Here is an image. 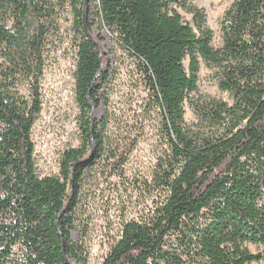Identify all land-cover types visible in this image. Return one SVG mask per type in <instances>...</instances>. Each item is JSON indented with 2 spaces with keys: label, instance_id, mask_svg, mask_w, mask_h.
<instances>
[{
  "label": "trees",
  "instance_id": "obj_1",
  "mask_svg": "<svg viewBox=\"0 0 264 264\" xmlns=\"http://www.w3.org/2000/svg\"><path fill=\"white\" fill-rule=\"evenodd\" d=\"M95 28L132 65L122 118L92 116L114 72ZM67 43L81 144L64 151L59 174L44 176L33 130L49 61ZM203 66L229 100L200 93ZM112 123L120 135L109 136ZM148 123L157 162L132 189L150 205L123 222L103 264L264 261L247 246H264V0H236L219 45L191 0H0V264H88L72 234L92 221L76 213L82 182L98 164L106 178H123Z\"/></svg>",
  "mask_w": 264,
  "mask_h": 264
},
{
  "label": "rangeland",
  "instance_id": "obj_2",
  "mask_svg": "<svg viewBox=\"0 0 264 264\" xmlns=\"http://www.w3.org/2000/svg\"><path fill=\"white\" fill-rule=\"evenodd\" d=\"M203 7L208 14V23L215 32V44L221 43V21L225 11L236 0H191ZM97 0H93V5ZM188 20L191 16L185 14ZM65 27V26H64ZM105 38L107 51L112 50L113 76L105 87V102L92 112L93 118L101 119L109 111L114 117L122 118L128 107L126 103L131 90L129 71L130 60L110 34L95 28ZM70 43L65 44L52 55L43 80V109L34 126L33 139L36 145V162L41 175L60 173V159L64 151L81 144L78 118L80 114L75 87V59ZM199 91L202 94L229 100V95L220 89L215 70L203 66L200 73ZM195 116L186 107V121L192 124ZM110 137L121 134L113 123ZM158 137L152 123H148L138 146L130 155L124 168L123 178L103 176L100 166L97 171L87 173L82 182L81 203L76 210L81 221L91 218L88 230L78 225L73 231L75 240L86 244L89 252L88 264H103L111 245L121 234L123 222L138 218L150 205L144 195L132 189L137 183L149 178L157 162ZM255 253L263 252L264 246L247 243ZM253 264H264L254 262Z\"/></svg>",
  "mask_w": 264,
  "mask_h": 264
}]
</instances>
